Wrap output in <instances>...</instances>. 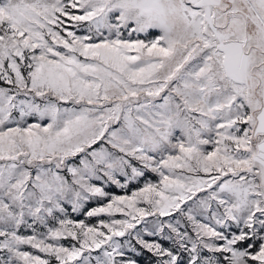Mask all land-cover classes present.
Masks as SVG:
<instances>
[{
	"label": "snow or ice",
	"instance_id": "1",
	"mask_svg": "<svg viewBox=\"0 0 264 264\" xmlns=\"http://www.w3.org/2000/svg\"><path fill=\"white\" fill-rule=\"evenodd\" d=\"M0 264H264V0H0Z\"/></svg>",
	"mask_w": 264,
	"mask_h": 264
},
{
	"label": "rangeland",
	"instance_id": "2",
	"mask_svg": "<svg viewBox=\"0 0 264 264\" xmlns=\"http://www.w3.org/2000/svg\"><path fill=\"white\" fill-rule=\"evenodd\" d=\"M152 178H153V180L156 179L155 176H153ZM133 187H134V186H133ZM109 190L112 191V192H114L115 194H123V193H122V190L117 189L115 186H113V187L110 188ZM73 218L79 220V219H82L83 217L75 216V214H74V215H73Z\"/></svg>",
	"mask_w": 264,
	"mask_h": 264
}]
</instances>
